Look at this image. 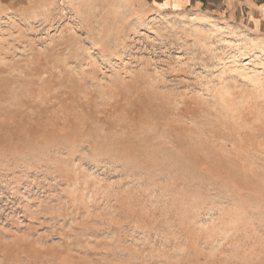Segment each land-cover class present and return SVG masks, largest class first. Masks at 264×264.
Wrapping results in <instances>:
<instances>
[{
    "label": "rangeland",
    "instance_id": "374dc122",
    "mask_svg": "<svg viewBox=\"0 0 264 264\" xmlns=\"http://www.w3.org/2000/svg\"><path fill=\"white\" fill-rule=\"evenodd\" d=\"M81 2L87 42L40 28L51 0H0V160L30 161L0 183L18 235L41 264H264V77L245 74L264 15Z\"/></svg>",
    "mask_w": 264,
    "mask_h": 264
},
{
    "label": "clouds",
    "instance_id": "9594fccd",
    "mask_svg": "<svg viewBox=\"0 0 264 264\" xmlns=\"http://www.w3.org/2000/svg\"><path fill=\"white\" fill-rule=\"evenodd\" d=\"M84 5L81 0H51L50 7H54L55 16L49 25L47 21L40 25L41 29L51 27L53 29H59L67 24L69 27L75 26L82 32V40L87 42L92 38L91 32L88 35H83L84 25L80 22L79 9ZM98 45H93V49ZM80 50L85 55L86 50L81 46ZM130 53L124 52L122 56L127 59ZM92 58L95 64H98L100 68L108 70L111 63H118L116 57L103 50H92ZM83 59V57H81ZM163 67V65H159ZM246 73H252L257 77H264V62L251 61L246 63ZM198 72L209 78L213 77L218 68H214L211 65L207 67H200ZM193 79V87H195V81ZM88 146H83L80 149L82 153L89 152ZM30 161L24 159H12L8 161L0 160V183L13 186V180L18 170H23ZM91 163V161H88ZM105 166L109 165L111 161L105 160L102 162ZM0 216L6 217V219L0 220V264H41L37 256L36 249L32 248L21 236L18 235L21 225L18 222V215H10L6 213L3 208H0Z\"/></svg>",
    "mask_w": 264,
    "mask_h": 264
},
{
    "label": "crops",
    "instance_id": "0c3cea01",
    "mask_svg": "<svg viewBox=\"0 0 264 264\" xmlns=\"http://www.w3.org/2000/svg\"><path fill=\"white\" fill-rule=\"evenodd\" d=\"M149 4L154 8L172 7L199 10L204 7L210 11L223 10L231 13L239 9H250L264 15V0H149Z\"/></svg>",
    "mask_w": 264,
    "mask_h": 264
}]
</instances>
